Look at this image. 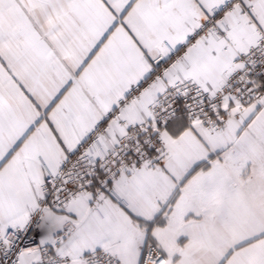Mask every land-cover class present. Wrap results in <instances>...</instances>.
Wrapping results in <instances>:
<instances>
[{
  "label": "snow or ice",
  "instance_id": "obj_1",
  "mask_svg": "<svg viewBox=\"0 0 264 264\" xmlns=\"http://www.w3.org/2000/svg\"><path fill=\"white\" fill-rule=\"evenodd\" d=\"M0 264H264V0H0Z\"/></svg>",
  "mask_w": 264,
  "mask_h": 264
}]
</instances>
